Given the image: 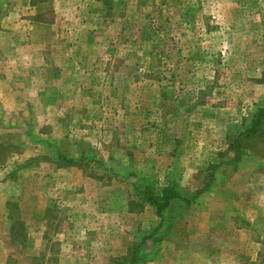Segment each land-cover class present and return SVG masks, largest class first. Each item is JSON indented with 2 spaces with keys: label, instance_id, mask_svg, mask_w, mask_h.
I'll list each match as a JSON object with an SVG mask.
<instances>
[{
  "label": "rangeland",
  "instance_id": "374dc122",
  "mask_svg": "<svg viewBox=\"0 0 264 264\" xmlns=\"http://www.w3.org/2000/svg\"><path fill=\"white\" fill-rule=\"evenodd\" d=\"M261 103L264 0H0V264H264Z\"/></svg>",
  "mask_w": 264,
  "mask_h": 264
},
{
  "label": "trees",
  "instance_id": "16d2710c",
  "mask_svg": "<svg viewBox=\"0 0 264 264\" xmlns=\"http://www.w3.org/2000/svg\"><path fill=\"white\" fill-rule=\"evenodd\" d=\"M260 138L264 139V103L258 104L256 106L255 111L250 115V117L248 119L243 120L240 133L234 139L233 143L230 145L232 150L234 149L236 151L237 157L234 159L236 161L241 159L242 151L244 149L251 148L250 145L253 142H257V140H260ZM169 191L170 190H168V192ZM170 199L171 197L167 198L166 207L170 202ZM162 200H163L162 197L160 200L152 196L148 197V199L147 197L144 198V201L149 202L152 205L153 204L157 205L158 209L160 207L159 202ZM141 210H143V208ZM158 214H160V216L162 217L163 214L162 210H159ZM141 253H142V243L136 244L130 250V254L124 261L125 262L129 261L128 264H139L141 261V256H140ZM129 257L130 260H128Z\"/></svg>",
  "mask_w": 264,
  "mask_h": 264
}]
</instances>
